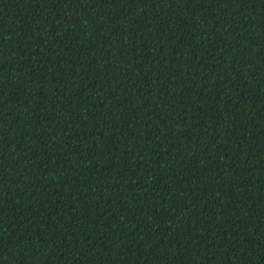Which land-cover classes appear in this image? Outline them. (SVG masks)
Masks as SVG:
<instances>
[{"label":"trees","instance_id":"trees-1","mask_svg":"<svg viewBox=\"0 0 264 264\" xmlns=\"http://www.w3.org/2000/svg\"><path fill=\"white\" fill-rule=\"evenodd\" d=\"M0 264H264V0H0Z\"/></svg>","mask_w":264,"mask_h":264}]
</instances>
